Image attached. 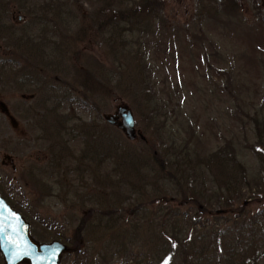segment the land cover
I'll return each instance as SVG.
<instances>
[{"label": "rangeland", "instance_id": "1", "mask_svg": "<svg viewBox=\"0 0 264 264\" xmlns=\"http://www.w3.org/2000/svg\"><path fill=\"white\" fill-rule=\"evenodd\" d=\"M225 1L0 0V104L25 135L19 141L0 111V185H12L38 241H70L87 215L60 264H181L171 224L193 239L202 264H226L215 232L246 257L249 243L264 238V167L251 149V119L264 101V0H235L234 13L223 10ZM133 4L143 14L128 16ZM121 103L144 140H128L102 119ZM39 123L43 143L35 139ZM11 132L12 172L5 160ZM55 141L57 169L47 150ZM225 143L248 181L191 166L198 201L204 194L209 205L182 202L151 158L170 170L168 157L205 156ZM26 170L38 175L22 185ZM215 194H225L222 211ZM24 197L28 204L20 205Z\"/></svg>", "mask_w": 264, "mask_h": 264}, {"label": "trees", "instance_id": "2", "mask_svg": "<svg viewBox=\"0 0 264 264\" xmlns=\"http://www.w3.org/2000/svg\"><path fill=\"white\" fill-rule=\"evenodd\" d=\"M148 4L149 3L143 2V5L145 6ZM235 4H236L235 0H226L225 4L223 5V10L228 13H234ZM130 7L132 8L126 10V13L128 14V16L133 15L135 17L138 14L139 15L143 14V8H138L135 4H133ZM154 111H156V109ZM259 111L260 113L258 115L256 114L251 119L253 123V132H254V140H255V145L251 146V149L253 153L260 159L259 163H260V167L262 168L264 167V101L261 103V108ZM84 134H87V131L84 132ZM177 156L180 157V159H177L176 157L174 159H171L170 157H168L170 170H166L165 162L163 159H161V157H158V156L156 157L155 154H153L151 158L153 159V162L156 163V165L158 166L159 171L164 172L165 177L169 181H171V183L174 186H176L177 189H179V191L181 192L182 202H184L187 199H190L191 201H198V198L200 197L199 191L196 190V188H194L191 185L190 180H189V178L192 177L189 175H191V172L194 171V168L192 167L196 165L197 166L202 165L205 168L206 166L208 167L214 166L215 168L217 167L216 168L217 170L225 171L227 180L248 181L245 176L244 167L242 166V164H240L237 161L236 157L234 156L232 152V149L227 143L224 144V146L222 147V150L214 151L213 153H210L205 156H200V157L196 156V157H189V158H185L184 155L179 156V154ZM181 188H183L184 190L183 191L180 190ZM184 191H186L187 194H184ZM227 191H229V189H227ZM224 195L225 194H219V195L215 194V196L213 197V203L217 207L218 211H222L223 209H225L224 205L226 204L227 199L224 198L225 197ZM202 196L204 198L201 201H198V203L200 202L204 205H209L210 198H206L204 194H202ZM181 215H184V214H181ZM174 217H176V215L172 214V217H169V218H172L173 220ZM86 220H87V215L84 214L80 217L78 223L75 226L73 238L70 239L71 243L69 239H66L61 235L59 236L57 235L56 238L60 239L62 242L66 243L67 245L69 244L68 246H70L74 242L78 241V239L80 238L79 233L83 230ZM186 221L190 222V220L188 219H186ZM191 223L195 224L194 221ZM170 227L173 228V231L170 237L171 241L177 242L178 244L180 241H182V243L180 242L181 244H179L178 246V249L181 250L179 251V256L181 258V264H187V262L189 264H202L203 260L201 256L198 255L199 254L197 253L198 251L193 250L194 249V247H192L193 239L187 238L188 241H186V239L182 238V237H185V235L180 233V231H177L176 226H172L171 224ZM181 232H183V228H181ZM215 235L216 237L221 239L220 246H222V248L224 249V252L220 254V257L226 264L227 263L233 264L232 258H234L235 255L238 256L240 259L245 258L246 261L241 262V264H260V257L264 253V238L263 237L258 236V239L249 243V245H253V249H252V252L250 253V256L246 257L244 254L241 255L240 252L238 253L237 251H235L231 238L227 239L226 237L221 236L220 232H215ZM210 237L214 239L216 238L213 235H209V236L201 235L198 238L208 239ZM208 241L209 240L205 242V243H208V244H205L206 245L205 247L210 246L209 245L210 242ZM185 245H189V247H191L189 248V251L182 250V248L185 247ZM216 245L217 244L215 242V243H212L210 247H212V249L214 250L216 248ZM257 246H259L260 248ZM170 253H174V252L170 251ZM206 264H209V262H207Z\"/></svg>", "mask_w": 264, "mask_h": 264}, {"label": "water", "instance_id": "3", "mask_svg": "<svg viewBox=\"0 0 264 264\" xmlns=\"http://www.w3.org/2000/svg\"><path fill=\"white\" fill-rule=\"evenodd\" d=\"M102 119L119 129L128 140L138 136L130 109L123 103L114 112L103 114ZM67 246L58 240L39 242L29 233L25 219L0 197V254L3 264H58Z\"/></svg>", "mask_w": 264, "mask_h": 264}, {"label": "flooded vegetation", "instance_id": "4", "mask_svg": "<svg viewBox=\"0 0 264 264\" xmlns=\"http://www.w3.org/2000/svg\"><path fill=\"white\" fill-rule=\"evenodd\" d=\"M18 19H21V17H19ZM37 58L40 59V56H37ZM26 84L29 85V84H32V82H26ZM21 96H23V95H21ZM33 96H34V93H30L29 95H25L24 97L32 98ZM2 104L3 103L0 104V111H1V113L6 118V120L8 122H10V127L15 131V133L18 134L19 136H21L20 137V140H19V141H21L23 139V137L25 136L24 133H23L24 130H19L18 124H17L14 116L10 113L9 109L4 104L3 105ZM15 106L17 108H20L19 106H17V104ZM56 125H55V133L54 134H58V132H59L58 131L59 126L56 127ZM37 127H38L37 129L39 130V134H37L35 136V139L36 140H39V141H42V143H43V141H45V139H47V137L45 136V130H44L45 126L43 124L39 123V124H37ZM17 131L19 133H17ZM11 133L12 134H10L8 136V139H7V148H8V151H9L8 153L9 154L5 156V160L7 161V164L9 165V170L12 172L13 170H15V163H14V159L15 158H14V156L12 154L14 152V150H15L14 149V145H15L14 135H15V133L14 134H13V132H11ZM54 144L55 145L48 146L47 147V150L50 151V152H52L50 154V160H51L50 162H52L54 168L57 169L61 165V162H60L61 159H60V156L59 155L56 154V156H55L54 153L56 151V148L58 147L59 142L58 141H55ZM35 172L41 173L40 170H39V168H36V171ZM35 174L36 173H34L33 170H26L25 172H23L22 176L20 177V179H22V181H23L22 185H26L27 184V181L25 179L28 180V176L29 175L30 176H37L38 175V174H36V175ZM10 179H9V181H10ZM32 185H33V183H32ZM12 189H13L12 188V185H10L9 183H7V188L6 189L1 188V185H0V197L11 207V209H13L16 212H18L25 219V221L28 223V226H29V233L33 237L32 230L30 229L31 228L30 227L31 226V220L28 219V217L26 216V214L24 212H22V210L19 207V205L15 202L16 200H15V196H13ZM22 201L19 202L20 205H25V203L28 204V200H26L25 197H24V199H22ZM35 216H37V215L34 214L33 217H32L34 220H36ZM34 239H36V238H34ZM52 240H58L59 242H62L60 239H57V238L56 239H52ZM39 242H42V241H39ZM62 243L67 246V250L61 253L58 264H60V260H61L62 254H66L70 250L71 251H74L75 250L74 247H70V246H68L64 242H62ZM0 260H1V263H2L1 254H0ZM20 264H23V263H20Z\"/></svg>", "mask_w": 264, "mask_h": 264}]
</instances>
